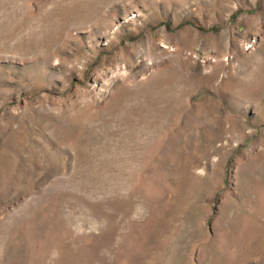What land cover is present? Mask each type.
<instances>
[{
	"label": "rangeland",
	"instance_id": "rangeland-1",
	"mask_svg": "<svg viewBox=\"0 0 264 264\" xmlns=\"http://www.w3.org/2000/svg\"><path fill=\"white\" fill-rule=\"evenodd\" d=\"M0 264H264V0H0Z\"/></svg>",
	"mask_w": 264,
	"mask_h": 264
}]
</instances>
